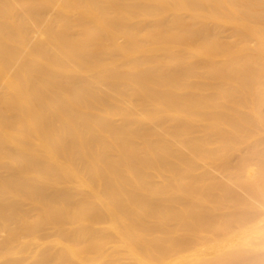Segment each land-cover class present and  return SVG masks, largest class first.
<instances>
[{
    "label": "bare ground",
    "instance_id": "obj_1",
    "mask_svg": "<svg viewBox=\"0 0 264 264\" xmlns=\"http://www.w3.org/2000/svg\"><path fill=\"white\" fill-rule=\"evenodd\" d=\"M262 139L264 0H0V264H264Z\"/></svg>",
    "mask_w": 264,
    "mask_h": 264
},
{
    "label": "rangeland",
    "instance_id": "obj_2",
    "mask_svg": "<svg viewBox=\"0 0 264 264\" xmlns=\"http://www.w3.org/2000/svg\"><path fill=\"white\" fill-rule=\"evenodd\" d=\"M172 13L171 12H168V13H166V14H164V15H162V16H160V17H158V21H163V20H166V19H169L170 17H172ZM225 29V30H224ZM221 30H224V31H221ZM220 31H221V33H219V37H221L223 40H228V38H229V36H230V28L228 27V28H223V29H221ZM219 31V32H220ZM253 41V42H252ZM251 45L252 44H254V45H256V40H251ZM174 42L172 41V44H173ZM175 44V43H174ZM181 50V51H180ZM183 51V52H182ZM178 52L180 53V52H182L183 53V55H182V53H180L181 55H182V57H185L186 56V54H184V50L183 49H178ZM203 61V60H202ZM199 62V60L198 59H193L192 61L191 60H189L188 61V64H187V66H190L189 68H193V66L195 67V65L196 64H198V62H199V64L198 65H200L199 67L200 68H202L203 67V65H204V67H206L207 65H206V63L208 64V62ZM197 62V63H196ZM192 63H194L193 65H192ZM205 63V64H204ZM197 65V66H198ZM206 65V66H205ZM203 67V68H204ZM207 68V67H206ZM206 68L205 69H199V70H197V71H199V73L196 71L195 72V74L196 73H198V74H194L195 76H193V78L192 79H194V77H195V79L196 78H198L199 80V82L200 81H202L200 78H202V79H205V80H203L202 82L203 83H206L207 82V84H212V82L214 83V81H213V79H212V77H210V76H208V75H203L202 77H198V76H201L200 74H203V73H205V71L204 70H206ZM204 71V72H203ZM205 76V77H204ZM191 79V81L194 83V84H196L197 83V79L195 80H192ZM210 82H209V81ZM202 82H200V83H202ZM198 84V83H197ZM232 99H228V102L229 101H231ZM194 137H196L197 138V134H195V136ZM262 140H264V139H262ZM264 148V147H263ZM244 149V150H243ZM243 149H242V151L243 152H245V150H246V146H244L243 147ZM191 150H188V152H187V154L189 155V153H191L190 152ZM193 152H197V151H193L192 150V154H193ZM192 154H190V155H192ZM194 155V154H193ZM214 161H215V159H213ZM205 165V164H204ZM207 165V164H206ZM205 165V166H206ZM232 165H235V163H232ZM209 167V168H208ZM206 166V168H204V166H202L199 170L201 171V172H199V170H197V171H195V172H193V173H196V174H194L195 175V177L196 176H200L199 174L200 173H202V171L203 172H205V173H209V176L210 177H212V178H214L215 179V177L216 178H218L217 180H222L223 182H225V183H223V184H226V181L227 180H225L226 178H225V176L219 171V170H215V167H212V166ZM207 171V172H206ZM3 174H5V173H2V176H5V175H3ZM204 174V173H203ZM203 174H201V175H203ZM163 175V176H162ZM192 177H193V174L191 173L190 174ZM161 177H166V173L165 172H163L162 174H161V176L160 177H157L156 179H155V186L157 187V188H160L161 187V185L163 184V178H161ZM159 178V179H158ZM221 178H225L224 180L223 179H221ZM163 179V180H162ZM159 182V183H158ZM159 185H158V184ZM226 185H229V184H226ZM230 186V185H229ZM163 187H164V185H163ZM170 189V188H169ZM235 189H237V191L235 190ZM241 191V192H240ZM232 192L233 193H235V192H237L238 194H236L235 193V195H239V193H240V197L242 198L243 196H241V195H245L246 197H243L242 199H249V197L246 195L247 193L245 192V191H243V189H241L240 187L238 188V187H235L233 190H232ZM245 193V194H244ZM169 196H172L173 195V193H169L168 194ZM239 197V198H240ZM27 203V201H24L23 203H22V206L24 205V208L23 209H25V211H26V204ZM256 204V203H255ZM28 208H29V203H28ZM261 209H264V208H261L260 207V209H257V212L261 215L260 217H259V219H258V222L257 223H259V222H261V219H262V221L264 220V210H261ZM28 210V209H27ZM260 211V212H259ZM139 216L137 217V219L140 217V218H142V219H148V216L150 215L149 213V209L147 208V207H143V209H141L139 212ZM137 213V214H138ZM257 213V214H258ZM136 214V215H137ZM258 214V215H259ZM257 215V216H258ZM139 218V219H140ZM151 219V217L149 216V220ZM174 222V221H173ZM170 222V223H168L167 224V230H165L164 229V226L163 225H160L159 227L157 226L156 227V230H155V236L157 237H159L160 238V236H161V241H160V243L164 246V247H166V248H169V247H173V246H175L176 245V240H177V238H179L180 237V235H179V237H178V233L176 234V232L180 229V227H178L179 225H178V223L177 222ZM172 223V224H171ZM175 224V225H174ZM178 225V226H177ZM177 226V227H176ZM103 227V226H102ZM104 227H106L105 225H104ZM236 228V227H235ZM225 230H226V227L225 226H220V228H219V230L218 231H215V232H213V233H210V234H207V236H208V238H211L212 236H213V234L214 233H216V232H219L218 234H224L225 233ZM240 230V229H239ZM238 229H236L235 230V232H237V231H239ZM46 232H47V235H45L46 234ZM44 231V233L45 234H43V232L41 233L44 237H49V232H50V230L49 231ZM172 232H173V234H172ZM179 232V231H178ZM181 232V231H180ZM55 233V232H54ZM53 233V231H51V235H53V237H54V235H55V237H56V233L54 234ZM175 233V234H174ZM181 234V233H180ZM191 233H189L188 234V236L186 237V238H191V239H194L195 237H193L192 236V234L190 235ZM6 234H3V236L1 235V237L2 238H4V239H2V238H0V239H2V240H0V243H2V244H4V243H6L7 242V236H5ZM41 235V236H42ZM50 235V237L51 238H53L52 236ZM174 235H176V237L174 236ZM183 234H181V236H182ZM189 235H190V237H189ZM194 235V234H193ZM101 236H107V237H109V238H111V240L113 241V244L111 245H109V246H107V247H104V250H103V252H105V255L106 256H110V255H113L114 254V256H117V258H118V254H119V258H120V255H121V257H123L122 259H124V260H126V261H128V259H130V256L127 254V250H126V247H125V245L123 246L122 244L123 243H121V239L117 236V234L115 233V232H113L112 230H110V229H106V230H102L101 232H99V237H101ZM229 236H231V234L230 235H228V237ZM157 237V238H158ZM174 237V238H173ZM223 237H225L224 235H223ZM175 238H176V240H175ZM185 238V237H184ZM3 240H5V242L3 241ZM224 240H227V237H225L224 238ZM193 241V240H192ZM119 242V243H118ZM194 242H195V240H194ZM198 243H193L192 245H191V248H192V246L194 247V246H196ZM113 245H116V247H114ZM187 248V247H186ZM49 252H51V250H52V252L53 251H55V250H57V248H52V249H47ZM63 249H61V248H59L57 251H59V252H65V254H67V255H70V253H68V251H65V250H63ZM34 250H32V253H34L33 252ZM31 252V251H30ZM35 252H36V250H35ZM117 254V255H116ZM128 255V256H127ZM93 257H97V255L96 254H94V255H92ZM109 258V257H108ZM108 258L107 257H103V258H100L99 259V261L98 262H96L95 264H108L109 263V261H108ZM126 258H128V259H126ZM161 259V261H162V263H167L168 262V260H164V259H162V258H160ZM172 259V258H171ZM107 261H108V263H107ZM129 262V261H128ZM72 264L71 262H68V263H66V264ZM24 264H34L33 263V261L31 260V259H28L27 261H25V263ZM138 264V263H137Z\"/></svg>",
    "mask_w": 264,
    "mask_h": 264
}]
</instances>
